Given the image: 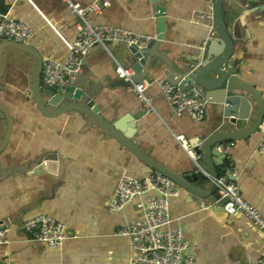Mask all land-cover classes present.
Wrapping results in <instances>:
<instances>
[{
    "label": "crops",
    "instance_id": "1",
    "mask_svg": "<svg viewBox=\"0 0 264 264\" xmlns=\"http://www.w3.org/2000/svg\"><path fill=\"white\" fill-rule=\"evenodd\" d=\"M76 1L86 6L95 0ZM161 5L166 7L167 28L157 49L176 67L195 62L209 39L218 37L217 30L211 33L208 20L215 0H161ZM263 5L264 0H230L224 5V21L237 41L239 76L264 95ZM6 13L32 27L29 43L45 61L66 60L69 42L77 35V17L64 1L0 0V15ZM196 13L204 15L201 22L193 20ZM92 19L140 33H160L153 0H110ZM114 57L126 65L134 59L118 42H111L109 50L96 45L85 56L89 83L98 85L94 103L111 123L130 116L138 145L166 167L185 175L196 173L194 160L176 135L199 145L200 138L249 126V121H227L222 106L211 102L201 122L189 114L177 116L155 83L147 92L156 110L147 112L128 83L118 77ZM152 62L155 69L150 68L144 80L167 79L166 63L155 55ZM35 67L31 55L9 47L0 68V101L13 118L9 140L0 152V228L7 229L10 239L0 244V264H131L137 250L129 237L115 233L130 221L144 219L139 203L145 196L117 212L110 210V201L122 175L144 178L152 172L132 150L82 113L44 115L33 94ZM8 129V117L0 109V147ZM262 136L258 129L231 141L230 165L217 169L220 175L232 173L242 197L264 216V155L257 152ZM51 151L61 155L64 165L57 162L55 173L38 170L36 162ZM198 174L204 178L200 186H209L210 179ZM219 200L217 192L193 200L184 188L172 198V226L183 229L187 253L194 264H259L264 259V230L244 214L218 209ZM41 214L67 224L70 235L61 247L31 239L26 224Z\"/></svg>",
    "mask_w": 264,
    "mask_h": 264
},
{
    "label": "built area",
    "instance_id": "2",
    "mask_svg": "<svg viewBox=\"0 0 264 264\" xmlns=\"http://www.w3.org/2000/svg\"><path fill=\"white\" fill-rule=\"evenodd\" d=\"M62 1L77 17V35L73 41L69 42V53L65 61L54 59L45 61L42 79L46 85L55 88L71 85L73 80L83 72L85 56L96 45L109 50L111 42H118L127 46L136 45L139 49H147L157 40L158 36L154 34L95 23L92 15L110 5V0H95L86 6L76 0ZM0 17V37L6 36L8 40L29 43L33 35L32 27L8 13L1 14ZM202 17L204 15L196 13L193 20L201 22ZM208 20L212 33L216 30L214 13L210 14ZM114 60L118 77L128 83L129 89L142 100L147 112L156 110L153 99L147 92L150 85L155 83L160 86L177 116L189 114L197 122L206 118L209 104L207 99L186 93L168 79H154L151 82L138 81L135 78L137 72L132 65H126L116 57ZM196 95H199V92H196ZM259 129L263 136L258 144L257 152L264 155V118ZM176 138L194 160L196 173H202L210 179V173L202 161L203 153L198 150L200 145H191L185 135H176ZM232 146L233 142L229 141L219 147V150L227 155L229 161ZM216 184L218 198L227 199L224 209L228 214H244L258 228L264 230V216L255 205L242 197L236 180H231L227 174H222L216 179ZM181 192L182 187L163 173L152 172L144 178L129 174L122 175L110 201L112 212L122 211L135 198L145 196V200L139 203L144 219L130 221L118 228L115 233L129 237L133 247L137 250L131 264H194L193 256L187 253L189 243L183 229L172 226L174 220L171 212L172 198L179 196ZM152 193L155 195H151ZM26 227L32 240L46 243L54 248L61 247L70 235L66 223L48 214L32 218L27 222ZM8 243L10 239L7 229L0 228V244ZM259 264H264V259Z\"/></svg>",
    "mask_w": 264,
    "mask_h": 264
},
{
    "label": "water",
    "instance_id": "3",
    "mask_svg": "<svg viewBox=\"0 0 264 264\" xmlns=\"http://www.w3.org/2000/svg\"><path fill=\"white\" fill-rule=\"evenodd\" d=\"M153 2L156 4V17L160 32L157 40L147 49H139L136 45H125L134 58L130 59L132 60L130 65L137 72L135 78L138 81L146 79L150 68L155 69L152 62L154 55L158 56L166 63L168 67L166 77L173 84L178 85L188 94L207 99L209 103L220 104L225 119L233 124L249 121V126L245 129L219 131L207 138L199 139L198 150L203 153V164L211 176L209 186H200L204 180L201 174L179 173L159 163L146 153L136 142L137 127L130 116L121 117L114 123L109 122L94 103L93 97L98 85L89 83L90 77L86 66L69 86L55 88L46 85L42 79L46 62L40 51L31 43H20L2 36L0 37V68L5 51L9 47L18 49L25 55H31L32 59L36 61L33 77L34 99L44 115L53 117L70 111L82 113L93 124L100 126L110 136L117 138L132 150L147 165L150 172H159L169 176L186 189L193 200L199 201L217 192L216 179L220 176L217 167L230 165L227 155L222 153L219 147L228 141L247 138L259 129L264 118V95L255 84L247 82L239 76L240 66L235 54L237 41L224 21V5L230 0H215L213 13L218 37L209 39L202 55L196 58L195 62L181 67H176L167 55L157 49L160 42L164 40L167 28L166 7L161 5V0H153ZM263 7L264 5L261 8L263 9ZM196 92H199V95H196ZM0 109L4 111L9 120V129L0 147L1 152L9 140L13 118L1 101ZM57 162L64 165L61 155L51 151L40 157L36 163L38 170L44 169L55 173ZM231 175L232 173H228V178L232 180ZM226 201L227 199H220L216 204L217 208L224 210Z\"/></svg>",
    "mask_w": 264,
    "mask_h": 264
}]
</instances>
